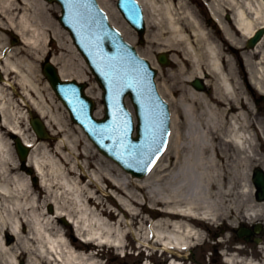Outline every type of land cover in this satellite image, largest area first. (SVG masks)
I'll return each mask as SVG.
<instances>
[{
    "label": "bare ground",
    "instance_id": "1",
    "mask_svg": "<svg viewBox=\"0 0 264 264\" xmlns=\"http://www.w3.org/2000/svg\"><path fill=\"white\" fill-rule=\"evenodd\" d=\"M98 1L112 25L128 42H133L135 38L128 33L129 27L118 20L119 14L110 1ZM137 1L148 10L146 22L153 27L144 39L150 46L157 43V52L171 51L170 59L176 67L171 79L182 90L174 100L172 90L164 82L157 84L168 104H177L178 116L176 119L172 113L166 150L143 178L131 176L101 152L91 151L94 147L83 134L82 139L70 140L66 121L64 118L57 120L52 113L53 107L38 88L37 64L50 52L53 54L48 61L57 68L56 74L62 80L81 82L86 79L81 67H87L68 36V30L50 17L49 2L0 0V31H13L22 44L18 48L10 47L0 33L1 124L19 138L8 140L14 155L2 144L0 131V264H19L23 257L26 264H92L85 253L76 256L77 251L91 244H78L68 231L53 232V225L38 209L42 193H45L44 200L53 206L55 218H66L74 224L78 236L90 241L93 213L90 204L94 197L89 185H94L102 195L105 191L99 185L105 183L121 195V205L129 208L135 204L142 212L159 218L139 228L134 235L137 243L149 249L159 245L161 251L175 255L179 254L174 250L200 241V227L221 219L234 222L239 212L249 220L264 214V203L252 207L249 203L245 207L241 205L242 211L235 209L237 195L247 197V201L253 192L249 173L255 175L258 169L251 171V168L257 165L264 171V156L258 153L256 143L262 140L264 144V127L260 122L253 123L250 88L238 77L239 73L247 72L250 84L264 94V36L254 48L245 47V41L256 29H264V0L209 1L207 7L220 36L218 30L206 29V22L198 18L186 0ZM49 41L54 44L51 50L48 49ZM232 48L238 49V57L234 60L230 55L234 53ZM254 55L259 56L257 62L252 61ZM149 61L160 70L158 62ZM199 77L212 89L210 94L197 92L192 87V79ZM7 88L17 94L27 108L25 118L34 125L33 129L38 124L32 113L36 111L51 134L58 138L53 150H48L44 142L38 143L32 129L30 138L24 134L20 126L22 115L18 113V118L13 114L18 102L6 92ZM48 97L54 102L52 90ZM253 126L257 127V132L252 131ZM44 137L49 138L47 132ZM20 141L31 150L27 163L39 179L36 186L30 184L27 176L12 175L20 171L17 158L25 149ZM41 149L47 156L38 160L34 155ZM87 168L96 170L97 181L86 174ZM114 175L120 178L121 184ZM84 178L88 179L87 184H83ZM97 205L102 203L98 201ZM116 206L121 222L130 229V221L125 220L129 213ZM99 215L114 219V214L107 209L101 210ZM139 215L137 211L130 213L135 220ZM6 233L15 239L12 246L3 238ZM120 235L123 240L110 247L124 253L128 231L123 230ZM171 264L180 263L174 260Z\"/></svg>",
    "mask_w": 264,
    "mask_h": 264
},
{
    "label": "rangeland",
    "instance_id": "2",
    "mask_svg": "<svg viewBox=\"0 0 264 264\" xmlns=\"http://www.w3.org/2000/svg\"><path fill=\"white\" fill-rule=\"evenodd\" d=\"M109 1H110L109 4L111 5V7L116 9V7H115L116 0H109ZM188 1H192L193 6L195 7L198 15H200L201 17L203 16L202 18H204V17L206 18L207 11H206V9H204V6L202 4L199 5L194 0H188ZM196 1L201 3L199 0H196ZM48 7H49L50 17L55 22H57V19H58L59 13H60V9H59L58 5L52 4V5H48ZM147 14H148V11H147ZM1 17L2 16L0 14V18ZM223 18L225 20V15H223ZM118 20L120 21L121 19L118 18ZM2 21L5 23V20H2ZM116 25L120 26V24H116ZM147 29H148V32H151L153 30V27H148ZM206 29L210 30V32L213 31L212 27H210V26H206ZM5 30H7V29H5ZM5 30L0 31V33L2 34V38L5 39L6 45H8L10 47H15V48L21 47L22 44L20 42H15V38L12 37V35H14V32L10 31V34H7V32H5ZM128 33H131L133 38H135L134 41L132 42V45L138 50V52L143 57L148 58V59H152L156 62L157 43H153V46H150L147 42H144V44H139L137 41L136 33L132 29H130ZM53 46H54V44L50 42L48 49L49 50L53 49L54 48ZM52 54H53L52 52L46 54L47 58L49 59L52 56ZM65 54H67V53H65ZM230 55H231L232 59L234 60V58H236L238 54L236 52L233 54L230 53ZM150 56H152V57H150ZM258 60H259V56L254 55V57L252 58V61L257 62ZM43 63H44V61H41L40 63L37 64L38 70H39L37 73V75L39 76V80H37L38 88L41 90L42 94L46 97L49 105L51 107H53L52 113L57 118V120L61 121L60 119L64 118V120L66 121V125H67V128H68L69 133H70V136H69L70 140H72L76 137L82 139L83 133H81L80 129H78L77 126L73 125V122L71 121L70 117L68 116L66 109L61 105V103L58 101V99L53 95V101L54 102L50 101L48 94L51 92V89L47 90L49 88V86H48L45 78L42 75ZM171 64L172 63H170V65L168 67H160L158 65L160 70L157 71L158 74H157L156 80L158 83L163 84V82H164L168 86V88H170V91L172 90V92H173L172 96L174 97V100H175V99H178L182 90L177 88L175 86V83L171 79V74L176 69V67L173 64L171 66ZM79 67H81V66H79ZM81 68L85 72L86 79L83 82H85L87 84L88 88H90V91H89L90 95H96L98 93V89H97L98 86L96 85L92 75L90 74L88 68L87 69H85L83 67H81ZM238 76L240 78V81H242V75L239 74ZM246 76H248L247 73H246ZM10 78H12V77H10ZM188 84H187V86H189ZM209 89L211 90V88H209ZM17 91L20 92L19 89H17ZM6 92L9 93V95L12 96L14 98V100H16L18 102V106L14 105V107H13V114L19 118V116H17L19 113L22 115V116L20 115L21 117L25 118V115H27V111H26L27 108L20 102V99L17 96V94L13 93L10 88H7ZM252 94L254 97L259 96L257 91L253 88H252ZM97 106L102 111L101 102L99 100L97 102ZM128 106L131 109L129 104H128ZM170 109L177 119V116H178V113L176 111L177 104L176 105L175 104L170 105ZM32 113H33L34 117H36L38 115L37 112H35V111ZM252 116L254 118V119H252L253 123L257 124V122H260L262 124V126L264 127V116H263V118H259V119L258 118L255 119V114H252ZM21 117H20V126L24 130V134L30 138L32 135V130L30 129V127L28 125V121L26 120V118L24 119ZM180 123H181V126L183 127L182 120H180ZM253 127H254V130L257 131L255 129L256 127L255 126H253ZM0 131L2 133V141H1L2 144L5 145L8 150L13 152L14 155H16L12 145H10L8 142V140L11 139L9 137V135H10L9 132H7V130L5 128H3L2 126L0 127ZM39 142H44V144H46L48 150L51 151L54 149L56 143L58 142V138L56 136L52 135L50 139L39 141ZM85 147H87V146L85 145ZM91 151L98 152V151H95L94 148H91ZM259 153L262 154L261 155L262 157L264 156L263 151H260ZM46 156H47V154L42 149L34 155V157L38 160H40L41 157H46ZM97 159L98 158H96V160ZM17 161H18V159H17ZM80 162H82V164L85 163L84 159H81ZM92 162H94V160H92ZM85 171H86V174L90 178H92V180L97 181L96 170H94L92 168H89V169L87 168V169H85ZM12 175H13V177L18 176V177L23 178L24 176H26V173L24 172L23 169H21L20 171L13 172ZM33 175H34V173L29 177H31V179H32ZM114 177L116 178V180L120 181L119 177H116V175H114ZM31 183H32V181H31ZM87 183H88V179L84 178L83 184H87ZM120 184H121V181H120ZM99 186L105 191V194L101 195L100 192L97 190V188L94 185H89V191H91L94 199H93V203L90 204V209L93 212L92 217H91V227H90L91 239L89 241V243H91V245H90L91 249H88V251L85 253V255H87L89 257V261L92 264H144L145 260L143 258L144 257L143 254H141L138 257H135L134 254H132V255L126 254L125 257H122L121 256L122 252L116 248H111L110 244L121 242L123 239H122V236L120 235V232L123 230H127L128 231V237L125 240V251L131 252L132 251L131 248L134 249V246H135L134 245V242H135L134 241L135 240L134 235L137 234V231L139 230V228L140 227L142 228L143 224L145 225V223H147L149 220L155 221L159 218H156V216H154V215L150 216L149 214L142 212L141 207L137 206L135 204L130 205L129 208L121 205L119 202V197L121 195L117 194L114 190H111L109 187H107V185L105 183H101ZM44 197H45V193H42V198L40 199V202L38 203V206H39L38 209H39V211L44 212V217L47 218L51 222V224L53 225V232H56L58 229H61L63 232L68 231L70 236L78 244H80V245L84 244L80 241V239H82V236H78L76 231L70 226L69 223L67 225H63L60 219L55 218V211H54L53 206L49 205L48 202H46L44 200ZM109 197H110V199H109ZM246 198L247 197H242L240 195L236 196L235 209L237 211H242L241 209H242V206H244V204H245ZM111 200L114 201V203ZM98 201L101 202L102 205L98 206L97 205ZM115 203H116V205H118V207H121L124 211L126 210V212L129 213V215L125 218V220L130 221V223H131L130 229H127L125 227V225L121 222L120 219L122 217H121V214H119V211H118ZM105 209H107L108 211H111L114 214V219L110 220L105 216L99 215V212L101 210H105ZM131 211H137L138 214L140 213V215L137 217L136 220L132 219L130 217ZM239 214H241V213L239 212ZM239 216L241 217V219H243L242 215H239ZM236 219H240V218L238 217ZM232 220H233V217L231 218V221ZM235 222H236L235 220H234V222H230L229 219H227V220L221 219V220H218V222L215 224V225H218L220 223H223L224 226H221L220 228H215L214 226H211V225L208 227H205V228L201 227L200 231L202 232L203 238H206L207 241H206V246H204L203 248L201 247L202 249L196 250L197 259H200V262H201L200 264H207L208 262H210V258L214 254L213 246L218 241V238H215V234H218V236L221 237V240L224 239L226 241L225 243H222L221 245H219V249L223 250V249L229 248L230 244L228 243L227 238L224 235L223 230L225 231L224 228H226V227L228 228L226 223L233 224ZM149 223H150V221H149ZM218 229H220V230H218ZM94 233H97V234H94ZM9 236L10 235L9 234L7 235V233H6V235L5 234L3 235V238L5 239V242H6V244H8V246H12L15 242V239L12 238V240L10 241L11 238L9 239ZM222 242H224V241H222ZM126 245H127V247H126ZM151 252H154V251L151 250ZM200 253L201 254L204 253V256L203 255L200 256ZM80 254H84V252H82V251L76 252V256H79ZM159 254H160V251L157 250L156 254H154L149 259L150 264H170L169 259H171V257H169L167 255L160 256ZM183 254H185V253H183ZM174 259L177 262H180L181 264H192V261H189L186 258L176 257L174 255ZM183 259H185V260H183ZM19 264H26L24 257L21 260H19Z\"/></svg>",
    "mask_w": 264,
    "mask_h": 264
},
{
    "label": "flooded vegetation",
    "instance_id": "3",
    "mask_svg": "<svg viewBox=\"0 0 264 264\" xmlns=\"http://www.w3.org/2000/svg\"><path fill=\"white\" fill-rule=\"evenodd\" d=\"M256 236L251 228L250 237L248 240L239 238L237 230L232 232V241L230 244V256H232V264H246L248 261H254L257 264H264V241L255 244ZM260 238L264 240V228L260 231ZM241 244V246H239ZM259 248H258V247ZM215 262V261H214ZM218 264V263H216Z\"/></svg>",
    "mask_w": 264,
    "mask_h": 264
},
{
    "label": "water",
    "instance_id": "4",
    "mask_svg": "<svg viewBox=\"0 0 264 264\" xmlns=\"http://www.w3.org/2000/svg\"><path fill=\"white\" fill-rule=\"evenodd\" d=\"M56 79L54 78L53 80H52V84L53 85H55V87H57L58 86V81H55ZM193 86L196 88V89H198V90H200V89H202V85L200 84V82L199 81H195L194 83H193ZM38 134L40 135V136H44V134H43V131H42V127L40 126V129H39V131H38ZM22 152V158H24L25 157V154H26V150H22L21 151Z\"/></svg>",
    "mask_w": 264,
    "mask_h": 264
},
{
    "label": "snow or ice",
    "instance_id": "5",
    "mask_svg": "<svg viewBox=\"0 0 264 264\" xmlns=\"http://www.w3.org/2000/svg\"><path fill=\"white\" fill-rule=\"evenodd\" d=\"M73 2H74V0H73Z\"/></svg>",
    "mask_w": 264,
    "mask_h": 264
}]
</instances>
